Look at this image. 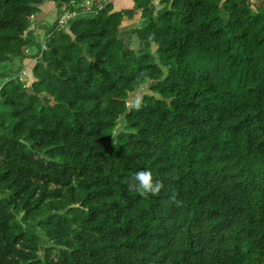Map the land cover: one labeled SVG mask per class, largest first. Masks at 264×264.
I'll use <instances>...</instances> for the list:
<instances>
[{
	"label": "trees",
	"instance_id": "16d2710c",
	"mask_svg": "<svg viewBox=\"0 0 264 264\" xmlns=\"http://www.w3.org/2000/svg\"><path fill=\"white\" fill-rule=\"evenodd\" d=\"M43 1L0 0V264H264V0H133L137 47Z\"/></svg>",
	"mask_w": 264,
	"mask_h": 264
},
{
	"label": "rangeland",
	"instance_id": "374dc122",
	"mask_svg": "<svg viewBox=\"0 0 264 264\" xmlns=\"http://www.w3.org/2000/svg\"><path fill=\"white\" fill-rule=\"evenodd\" d=\"M78 1H82V3L85 6L90 7L94 0H78ZM252 1L256 2V3L259 2V0H252ZM71 2L73 3V5L77 4L76 3L77 1H75V0H73ZM107 2L113 3L114 10L115 9L119 10L121 8V6H122V8H124L122 10L124 16H123V19L119 25L120 30H122V31H119V35L123 39L125 46L128 47L130 44L131 45L133 44L134 47L139 46L140 43H139L136 35L132 32V29L137 26V21L140 18V11L134 9V6H133L134 1H132V0H103L102 3L99 5V7H103ZM50 14H51L52 18L49 17V19H54L55 18V8L53 9L52 12L49 13V15ZM34 21H36V18H34ZM121 24H122V26H121ZM39 31L40 30H37L36 32L39 34H42V32L41 31L39 32ZM44 31H45V29H43V32ZM41 38H42V36H41ZM148 45H149L150 49L153 51V53L155 54V50L158 47V45L155 42L154 43L151 42ZM162 70L164 73H166V71H167V69L165 67H162ZM25 78H26V75L21 73L20 79L22 81H24ZM146 92H149V83H146L145 85H143V87L140 90L131 94V96L128 99L129 100L128 104L131 102H134L135 100L139 101L142 98V95ZM120 127H121V125H120Z\"/></svg>",
	"mask_w": 264,
	"mask_h": 264
},
{
	"label": "clouds",
	"instance_id": "9594fccd",
	"mask_svg": "<svg viewBox=\"0 0 264 264\" xmlns=\"http://www.w3.org/2000/svg\"><path fill=\"white\" fill-rule=\"evenodd\" d=\"M75 14L76 12H68L64 14L62 18H60L59 22L62 19H64L67 15H71L64 22H60L61 24H63ZM136 106L139 107V104H137ZM163 188H164L163 181L157 178V175L150 168H144L134 172L131 175L130 182L128 183L129 191L138 193L141 197L144 198H147L150 195L151 196L158 195ZM170 199L173 200L175 199V193L171 195Z\"/></svg>",
	"mask_w": 264,
	"mask_h": 264
},
{
	"label": "crops",
	"instance_id": "0c3cea01",
	"mask_svg": "<svg viewBox=\"0 0 264 264\" xmlns=\"http://www.w3.org/2000/svg\"><path fill=\"white\" fill-rule=\"evenodd\" d=\"M54 8H55V17H56V6H55V3L52 2V1H49V0H45L43 3H41L39 5V12L35 15L36 21L37 22H39V21L52 22L55 18L54 19H49V17L52 18L51 14L49 15V13L52 12ZM123 9L124 8H122V6H121V8L119 10H117V9H115V10L116 11H122ZM121 26H122V24H121ZM37 30H40L42 32V29H40V28H37L36 31ZM120 31H122V30H120Z\"/></svg>",
	"mask_w": 264,
	"mask_h": 264
},
{
	"label": "water",
	"instance_id": "95a60500",
	"mask_svg": "<svg viewBox=\"0 0 264 264\" xmlns=\"http://www.w3.org/2000/svg\"><path fill=\"white\" fill-rule=\"evenodd\" d=\"M119 30H120V27H119ZM26 92L28 93V94H31L32 93V91L28 88V89H26Z\"/></svg>",
	"mask_w": 264,
	"mask_h": 264
},
{
	"label": "built area",
	"instance_id": "2783aa9c",
	"mask_svg": "<svg viewBox=\"0 0 264 264\" xmlns=\"http://www.w3.org/2000/svg\"><path fill=\"white\" fill-rule=\"evenodd\" d=\"M71 15H67L64 19H62L60 22H64L68 17H70Z\"/></svg>",
	"mask_w": 264,
	"mask_h": 264
}]
</instances>
